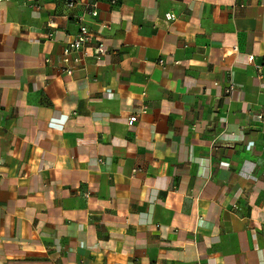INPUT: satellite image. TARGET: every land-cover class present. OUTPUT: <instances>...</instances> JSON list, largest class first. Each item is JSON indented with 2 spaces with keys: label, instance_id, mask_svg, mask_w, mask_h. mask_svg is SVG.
I'll return each instance as SVG.
<instances>
[{
  "label": "crops",
  "instance_id": "1",
  "mask_svg": "<svg viewBox=\"0 0 264 264\" xmlns=\"http://www.w3.org/2000/svg\"><path fill=\"white\" fill-rule=\"evenodd\" d=\"M67 1L0 2V264H264V0Z\"/></svg>",
  "mask_w": 264,
  "mask_h": 264
},
{
  "label": "built area",
  "instance_id": "2",
  "mask_svg": "<svg viewBox=\"0 0 264 264\" xmlns=\"http://www.w3.org/2000/svg\"><path fill=\"white\" fill-rule=\"evenodd\" d=\"M5 1L7 0H0V2ZM82 1L86 7V11L95 16L97 14V0ZM115 2L116 0H112V3ZM76 4L77 0L67 1V5L69 7H75ZM165 18L166 20H172L174 18V14L167 12L165 14ZM76 19L79 23L78 30L76 34L65 43L62 49V69L67 73L72 72L75 68H82L86 66L89 58H93L95 61L100 60V58L106 53V46L104 42L97 33L93 32L87 25H85L84 16L82 14L77 15ZM136 117V114H132L128 119V124H134V122H136ZM258 117H261V115H258Z\"/></svg>",
  "mask_w": 264,
  "mask_h": 264
}]
</instances>
